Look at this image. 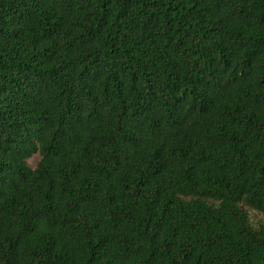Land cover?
I'll list each match as a JSON object with an SVG mask.
<instances>
[{"label": "trees", "instance_id": "obj_1", "mask_svg": "<svg viewBox=\"0 0 264 264\" xmlns=\"http://www.w3.org/2000/svg\"><path fill=\"white\" fill-rule=\"evenodd\" d=\"M244 207L264 0H0V264H264Z\"/></svg>", "mask_w": 264, "mask_h": 264}, {"label": "rangeland", "instance_id": "obj_2", "mask_svg": "<svg viewBox=\"0 0 264 264\" xmlns=\"http://www.w3.org/2000/svg\"><path fill=\"white\" fill-rule=\"evenodd\" d=\"M38 155L37 154H33L30 158H28L26 160L27 164L30 167H34L35 163L38 160ZM244 210L247 212L248 214V218H249V223L254 226V227H258L260 225L264 226V217H262L261 214H259L257 211L252 210V209H247L244 207Z\"/></svg>", "mask_w": 264, "mask_h": 264}]
</instances>
